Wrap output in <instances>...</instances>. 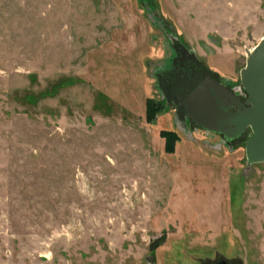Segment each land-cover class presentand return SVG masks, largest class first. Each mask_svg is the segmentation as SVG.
<instances>
[{
    "label": "rangeland",
    "instance_id": "1",
    "mask_svg": "<svg viewBox=\"0 0 264 264\" xmlns=\"http://www.w3.org/2000/svg\"><path fill=\"white\" fill-rule=\"evenodd\" d=\"M263 38L264 0H0V264H264L251 131L162 86L194 71L247 99Z\"/></svg>",
    "mask_w": 264,
    "mask_h": 264
},
{
    "label": "water",
    "instance_id": "2",
    "mask_svg": "<svg viewBox=\"0 0 264 264\" xmlns=\"http://www.w3.org/2000/svg\"><path fill=\"white\" fill-rule=\"evenodd\" d=\"M211 85L216 89L221 84L216 80ZM241 85L248 96L244 110L238 113L229 112L231 118L226 120V129L230 131L233 125H236L240 132L245 133L250 128L251 132L246 142L248 162L250 164L264 162V38L248 53L246 66L241 71ZM216 97L206 85L200 86L189 98L190 104L192 103L190 108L197 111L190 112V115L195 116L199 122L198 117L203 114L207 121L204 128L222 132L216 125L218 118L216 112H200L210 110L211 103L215 108ZM221 264H226V262Z\"/></svg>",
    "mask_w": 264,
    "mask_h": 264
},
{
    "label": "flooded vegetation",
    "instance_id": "3",
    "mask_svg": "<svg viewBox=\"0 0 264 264\" xmlns=\"http://www.w3.org/2000/svg\"><path fill=\"white\" fill-rule=\"evenodd\" d=\"M189 72V74H184V76L173 75L171 77V81L169 79L162 80V86L166 94L175 102L184 104L186 112L190 114V112L197 111L190 108L192 103L190 104L189 98H191L192 94H194L200 86L206 85L209 90L217 96L215 99L217 105L214 108V104L211 103L212 110L206 109L200 112H216L218 117L216 120L217 128L218 130H221L227 138L235 140L237 137L242 136L244 133L240 132L239 127L236 125H233V129L228 131L226 129V120L231 118L229 112L238 113L244 110L246 100L245 97L240 93H236L231 87H228L226 84H222L221 82H219L221 85H218L216 88L218 90H216L215 87L211 85L216 80L211 76L206 75L203 77L199 75V72ZM190 116L197 124L203 127L206 125L207 121L204 119L203 114L199 115V122H197L195 116ZM247 131H251L250 128H248Z\"/></svg>",
    "mask_w": 264,
    "mask_h": 264
},
{
    "label": "trees",
    "instance_id": "4",
    "mask_svg": "<svg viewBox=\"0 0 264 264\" xmlns=\"http://www.w3.org/2000/svg\"><path fill=\"white\" fill-rule=\"evenodd\" d=\"M156 111H157V108H154V106L148 102V108H147V118H148V120H152V118L154 117ZM172 142H173V140H169L168 143H170V146L168 144V147H172L171 146Z\"/></svg>",
    "mask_w": 264,
    "mask_h": 264
}]
</instances>
